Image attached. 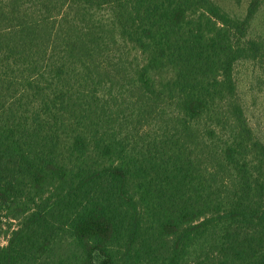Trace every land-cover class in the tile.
<instances>
[{
	"label": "trees",
	"instance_id": "obj_1",
	"mask_svg": "<svg viewBox=\"0 0 264 264\" xmlns=\"http://www.w3.org/2000/svg\"><path fill=\"white\" fill-rule=\"evenodd\" d=\"M260 1L0 0V264H264Z\"/></svg>",
	"mask_w": 264,
	"mask_h": 264
},
{
	"label": "rangeland",
	"instance_id": "obj_2",
	"mask_svg": "<svg viewBox=\"0 0 264 264\" xmlns=\"http://www.w3.org/2000/svg\"><path fill=\"white\" fill-rule=\"evenodd\" d=\"M216 1L231 13L240 15L244 13L250 0ZM260 2L252 31L264 35V0ZM235 75L247 118L256 135L264 142V66L255 60H243L236 65ZM5 242L3 233L0 235V245Z\"/></svg>",
	"mask_w": 264,
	"mask_h": 264
}]
</instances>
